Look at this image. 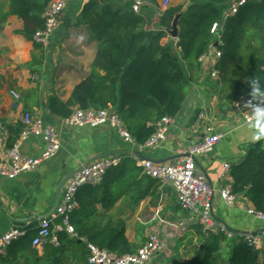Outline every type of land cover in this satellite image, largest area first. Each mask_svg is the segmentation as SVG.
I'll return each mask as SVG.
<instances>
[{
	"label": "crops",
	"instance_id": "0c3cea01",
	"mask_svg": "<svg viewBox=\"0 0 264 264\" xmlns=\"http://www.w3.org/2000/svg\"><path fill=\"white\" fill-rule=\"evenodd\" d=\"M153 1L161 6L163 0ZM85 2L69 0L48 44L36 49L32 40L18 33L23 22L8 14L9 0H0V160L6 156L9 143L22 127V115L26 111L55 126L61 141L58 153L34 171L14 179L0 176V236L13 227L35 233L41 219L53 217L63 189L87 163L114 154L128 155L138 166L142 159L175 163L182 157L179 150L212 133H222L223 137L211 151L196 154L194 159L212 188L215 219L236 233L235 237L227 239L240 238L238 232L261 226L263 223L252 221L239 208H229L219 196L221 187L232 180L230 175L222 176L223 164L227 162L231 166L240 162L248 147L257 141H261L264 148V132H260L254 121L244 123L238 110L236 114L231 110L234 107L233 102L228 101L229 86L236 74L232 73L231 65L225 72L214 74L217 38L202 59L186 63L189 85L185 100L169 125L165 140L157 147L138 152L134 144L125 142L110 126L67 128L50 112V97L66 101L73 87L89 73L95 57L96 41L86 26L76 25ZM146 2L148 0H144ZM170 5L186 8L189 1L171 0ZM170 39L173 38L167 34L163 41ZM11 92H16L19 98L15 99ZM258 132L259 138L256 137ZM43 149L42 139L35 136H30L21 146L25 156H39ZM92 210L91 224H101L103 216L122 220L125 235L135 246L139 247L150 233H155L163 248L146 264L184 263L196 255L203 243V232L216 233L180 207L174 190L167 183H159L156 192L139 199L134 192L127 191L108 210L99 203H94ZM156 210L158 216L153 219ZM57 222L58 219H53V223ZM150 222L151 227H145ZM58 236V246L44 243L34 248L30 243L32 253L18 251L17 264H87L84 237L74 239L62 231ZM231 247L227 241L223 242L218 254L223 253L225 257L217 254L213 264H227Z\"/></svg>",
	"mask_w": 264,
	"mask_h": 264
},
{
	"label": "trees",
	"instance_id": "16d2710c",
	"mask_svg": "<svg viewBox=\"0 0 264 264\" xmlns=\"http://www.w3.org/2000/svg\"><path fill=\"white\" fill-rule=\"evenodd\" d=\"M51 0H9L8 14L22 20L18 31L26 39L44 26L43 12ZM134 0H86L76 25L86 26L96 41L90 71L63 101L50 97L48 108L58 117L69 116L75 108L110 109L121 117L125 129L136 144H143L155 131L154 123L163 116L175 117L181 110L189 85L186 63H195L216 38L221 55L216 63L219 74L232 66L235 79L229 86L228 101L240 95L252 96L250 82H261L264 91V0L249 1L234 15L224 17L231 0H188L189 5L178 21L176 39L163 41L181 5L161 9L148 0L136 12ZM220 22L219 35L210 33L213 22ZM34 43V48H40ZM22 128V127H21ZM21 128L9 143L11 148ZM7 148V149H8ZM233 193L245 198L264 213V148L261 141L251 144L243 159L230 167ZM159 182L143 167L126 157L109 168L95 185L80 187L78 207L70 222L79 236L99 248L117 254L134 252L138 246L129 242L120 219L102 217L101 224H91L93 204L108 210L127 191L142 198L156 192ZM196 255L181 264H213L223 233H205ZM34 233H26L0 256V264H17L16 253H32ZM63 238V237H62ZM227 264H264V250L254 249L235 238Z\"/></svg>",
	"mask_w": 264,
	"mask_h": 264
},
{
	"label": "built area",
	"instance_id": "2783aa9c",
	"mask_svg": "<svg viewBox=\"0 0 264 264\" xmlns=\"http://www.w3.org/2000/svg\"><path fill=\"white\" fill-rule=\"evenodd\" d=\"M68 1L51 0L49 2L43 12L44 26L32 36L34 43L40 44L43 47L48 44L52 33L59 25L62 12L66 8ZM249 1L254 0H231L224 17L236 14L240 7ZM168 3L169 0H163L160 8H166ZM143 4L144 0H134L132 8L137 12ZM220 25L219 21L213 22L210 27V33L218 37ZM216 43L214 58L217 62L221 55L220 50L217 49V45L221 42L218 39ZM210 47H212L211 44L208 49ZM204 54L200 57L201 59ZM215 73L218 72L215 71ZM11 93L15 99L19 98L16 92ZM249 101L253 104L260 103L259 100H253L252 97L243 95H240L233 102V107L240 112L242 120L246 124L253 122V111L248 104ZM172 123L173 117L163 116L154 123V133L143 144H136L132 136L125 129L121 117L118 113L110 109L92 110L75 108L69 116L60 119V124L67 128L110 126L125 142L134 144L138 152L159 146L165 140L167 129ZM0 128H2L1 123ZM30 136L39 137L44 143V149L39 156H25L21 152L23 142ZM222 137V133L205 135L198 143L179 150L178 152L182 157L175 163H156L150 159L137 161L148 176L156 179L159 183H167L172 187L178 204L182 209L188 211L192 218H196L198 223L204 227L210 228L216 233H223L229 238L235 237L236 233L215 219L212 206V188L206 175L197 169L194 159L196 154L211 151ZM60 147L61 141L55 126L44 123L40 117L26 111L22 115V128L18 139L11 148L6 150V156L0 160V176L7 179H14L23 173L34 171L43 161L54 157L60 150ZM126 157L129 156L114 154L94 160L83 165L76 171L63 189L61 199L56 206L53 217L43 218L38 223L31 240L32 247L39 248L44 243L58 246V232L61 231L67 233L74 239H79L78 232L70 222L71 214L78 207L76 201L78 190L86 184H98L109 168L117 166ZM230 167V164L227 162L223 164L222 176L226 178L229 176ZM219 196L229 208H239L252 221L263 223L258 228H253L252 226L250 229L244 232H238L237 234L248 246L257 250H264V213L256 210L242 196L233 193L232 181L221 187ZM157 216L158 210L153 213L152 217L154 219ZM53 219H58V222L53 223ZM25 234V230L15 227L3 233L0 236V256L5 254L7 247L13 241ZM83 241L86 244L88 252L87 264H146L153 255L163 248L162 241L155 233H150L146 241L134 252L126 254H117L107 249L99 248L86 239H83Z\"/></svg>",
	"mask_w": 264,
	"mask_h": 264
},
{
	"label": "clouds",
	"instance_id": "9594fccd",
	"mask_svg": "<svg viewBox=\"0 0 264 264\" xmlns=\"http://www.w3.org/2000/svg\"><path fill=\"white\" fill-rule=\"evenodd\" d=\"M250 85L252 89V99L260 101L259 104H253L251 101L248 102L253 111L252 120L255 122L260 132H264V91H261L262 85L258 80H252ZM256 137L259 138V132L256 133Z\"/></svg>",
	"mask_w": 264,
	"mask_h": 264
},
{
	"label": "water",
	"instance_id": "95a60500",
	"mask_svg": "<svg viewBox=\"0 0 264 264\" xmlns=\"http://www.w3.org/2000/svg\"><path fill=\"white\" fill-rule=\"evenodd\" d=\"M186 8H182L178 13H176L172 19V22H171V28L168 30V34L170 35L171 38L173 39H176L177 38V35H178V21L180 19V17L182 16L184 10ZM88 164V163H87ZM86 165V164H85ZM82 167V166H81ZM80 167V168H81ZM79 168V169H80ZM78 169V170H79ZM77 170V171H78ZM58 203V202H57Z\"/></svg>",
	"mask_w": 264,
	"mask_h": 264
},
{
	"label": "rangeland",
	"instance_id": "374dc122",
	"mask_svg": "<svg viewBox=\"0 0 264 264\" xmlns=\"http://www.w3.org/2000/svg\"><path fill=\"white\" fill-rule=\"evenodd\" d=\"M171 4V0H169V3H168V6ZM224 82L225 83H227V81H226V76H224ZM231 110L236 114V112H238L237 111V109L236 108H231ZM168 190V189H167ZM153 223L152 222H150V223H148L145 227H151V225H152ZM235 239H227L226 241L228 242V244H229V246H233V244H234V241ZM230 250L231 249H229V252H228V254L227 255H229V253H230ZM218 254V253H217ZM217 254H216V256H217ZM219 256L218 257H221V258H224L225 257V254H218ZM222 260H224V259H222Z\"/></svg>",
	"mask_w": 264,
	"mask_h": 264
}]
</instances>
